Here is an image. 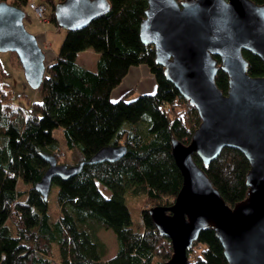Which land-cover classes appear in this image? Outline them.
<instances>
[{"label":"trees","instance_id":"obj_1","mask_svg":"<svg viewBox=\"0 0 264 264\" xmlns=\"http://www.w3.org/2000/svg\"><path fill=\"white\" fill-rule=\"evenodd\" d=\"M0 1L23 10L28 2ZM59 1L34 0L48 10L46 20L56 28L51 9ZM252 1L264 5V0ZM106 2L107 10L83 27L64 30L42 83L32 89L38 100L24 112L10 104L8 74L0 67V264H52L53 245L57 264H161L171 254L169 240L158 234L148 209L167 207L176 197L181 176L172 161L170 140L186 145L200 118L163 76L152 45L140 42L146 1ZM84 50L98 55L94 71L77 64L76 55ZM9 56L21 69L15 54ZM243 57L250 76L263 74L259 58L249 51H243ZM139 64L148 68L155 90L130 101L126 94L110 100L128 69ZM215 74L214 84L224 94L227 75L220 70ZM55 128H61L73 165L101 147L122 144L125 152L111 163L84 164L67 180L53 178L58 216L50 222L48 202L33 186L47 167L39 153L57 163L63 154L52 136ZM192 159L229 207L246 197L249 165L238 151L223 147L205 166L194 154ZM97 184L109 195L101 194ZM126 197L148 204L140 209L142 230L132 229ZM103 229L112 231L116 241L115 254L105 260L106 246L96 235ZM187 259V264H227L210 228L199 232Z\"/></svg>","mask_w":264,"mask_h":264},{"label":"water","instance_id":"obj_2","mask_svg":"<svg viewBox=\"0 0 264 264\" xmlns=\"http://www.w3.org/2000/svg\"><path fill=\"white\" fill-rule=\"evenodd\" d=\"M139 39L152 45L163 76L197 111L200 122L184 145L170 140L172 161L181 186L167 207L148 209L158 234L170 242L161 264H187V252L203 229H213L227 264H264V72L247 73L243 51L259 58L264 71V5L252 0H145ZM108 8L106 0H60L51 9L59 29L83 27ZM25 12L0 1V52H12L24 82L37 89L47 66L38 41L23 26ZM218 60V63H217ZM217 70L227 75L223 94L214 84ZM234 149L247 160L246 197L232 207L209 182L205 166L221 148ZM124 145L101 147L75 165L39 153L46 171L33 186L46 202L53 178L67 180L84 164L120 159Z\"/></svg>","mask_w":264,"mask_h":264},{"label":"rangeland","instance_id":"obj_3","mask_svg":"<svg viewBox=\"0 0 264 264\" xmlns=\"http://www.w3.org/2000/svg\"><path fill=\"white\" fill-rule=\"evenodd\" d=\"M25 17L23 19V26L24 29L27 30V32L32 33L37 41L38 46L40 44H46V48H44L43 52L45 54V60L46 64L51 61L52 58V52L57 53L58 46L62 41V37L64 35V30L59 29L53 26V24L50 22H46L44 24H38L35 17H33L31 11L24 7ZM48 12V10H45V14ZM10 52H0V67L1 69L8 74V78L5 80L6 83L9 85L11 89V99L10 104L14 105L15 107L21 108V111L24 112L30 105L31 102L34 100H38L37 94L31 90L27 84L24 82L23 74L21 72V69L18 67H15L10 62L9 58ZM97 53H94L92 50H84L83 52H80L76 55V61L77 64L83 67L84 69H90L94 71L95 64L97 61ZM133 71V70H131ZM132 73V72H131ZM151 75V74H150ZM129 78V77H128ZM127 80V79H126ZM127 81H124V84ZM120 88V87H118ZM118 90L113 91V95H116V92ZM23 96H22V95ZM136 95H132V93L126 94V100L130 101V99L134 98ZM52 136L57 140L58 145L61 147V151L63 154L60 155V158L58 159V163L65 165H73V159L71 155V151H68L65 149L64 146V138L61 132V128H55L52 131ZM73 153V152H72ZM79 152L76 151V154ZM97 188L99 189L100 193L104 196H108L109 192L106 188L100 186L97 184ZM56 187L54 185H51L49 188V193L47 196V202H48V212H49V221H54L58 216L56 201H55V195H56ZM125 204L126 208H128L129 217L132 221V229L134 230H142V218H140V209H146L148 204L141 202V199L139 198H125ZM97 237L103 244L106 246V255L102 258V260L107 259L110 257L116 248V241L114 238V234L112 231L108 229L98 230L96 233ZM194 251L191 252L190 257H192V254ZM52 264H57V255H56V246H52Z\"/></svg>","mask_w":264,"mask_h":264},{"label":"crops","instance_id":"obj_4","mask_svg":"<svg viewBox=\"0 0 264 264\" xmlns=\"http://www.w3.org/2000/svg\"><path fill=\"white\" fill-rule=\"evenodd\" d=\"M51 55L53 58L55 53L52 52ZM52 58H51V61H52ZM124 81H127V82L124 84ZM114 90H118L116 92V95H113ZM154 90H155L154 78L152 77V75H150L148 68L146 66L139 64V66L130 67L128 69L126 75L122 77V80L120 81L118 86L115 87L110 92L109 98L110 100L115 101L123 94L132 93V95H140L142 93H151ZM114 254H115V251L110 257H112Z\"/></svg>","mask_w":264,"mask_h":264},{"label":"built area","instance_id":"obj_5","mask_svg":"<svg viewBox=\"0 0 264 264\" xmlns=\"http://www.w3.org/2000/svg\"><path fill=\"white\" fill-rule=\"evenodd\" d=\"M25 7L31 11L33 17H35L38 24L42 25L47 22L45 17V7L41 3L37 4L34 2V0H28ZM46 47L47 46L44 43L39 45V48L40 50L42 49V51Z\"/></svg>","mask_w":264,"mask_h":264}]
</instances>
